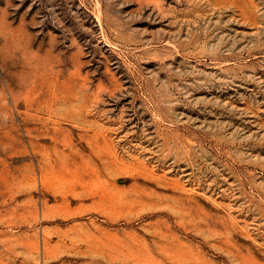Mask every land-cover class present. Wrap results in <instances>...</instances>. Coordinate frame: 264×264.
<instances>
[{"label":"rangeland","instance_id":"obj_1","mask_svg":"<svg viewBox=\"0 0 264 264\" xmlns=\"http://www.w3.org/2000/svg\"><path fill=\"white\" fill-rule=\"evenodd\" d=\"M0 264H264V0H0Z\"/></svg>","mask_w":264,"mask_h":264}]
</instances>
